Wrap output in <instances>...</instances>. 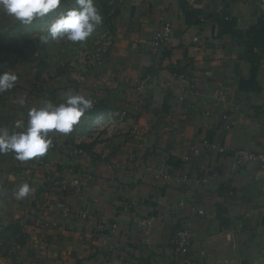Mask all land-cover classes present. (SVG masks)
I'll use <instances>...</instances> for the list:
<instances>
[{"label": "crops", "instance_id": "crops-1", "mask_svg": "<svg viewBox=\"0 0 264 264\" xmlns=\"http://www.w3.org/2000/svg\"><path fill=\"white\" fill-rule=\"evenodd\" d=\"M258 1L105 0L95 38L74 44L72 67L62 75L38 68L26 74L9 61L21 59L7 60L0 47V58L17 76L14 88L0 93V129L23 130L16 125H26L31 108L43 100L62 103L70 89L101 97L70 134H48L53 144L44 156L19 161L13 152L0 153L8 187L14 192L26 182L34 189L16 199L24 209L25 243L15 260L0 264H95L103 258L108 264H184L171 247L184 221L192 223L188 264H264V167L230 166L232 150L257 151L264 141V12ZM64 12L58 7L43 20ZM5 17L7 24L16 22ZM166 23L172 34L153 50V34ZM33 81L39 83L30 87ZM222 87L229 91L224 102ZM98 114L109 121L95 127ZM214 144L221 151L211 150ZM148 167L172 178L154 182ZM212 170L220 176L197 188L177 180ZM61 181L69 217L53 205L41 217L28 212L27 201ZM84 213L87 219L79 217ZM149 218L147 243L140 224Z\"/></svg>", "mask_w": 264, "mask_h": 264}, {"label": "clouds", "instance_id": "clouds-1", "mask_svg": "<svg viewBox=\"0 0 264 264\" xmlns=\"http://www.w3.org/2000/svg\"><path fill=\"white\" fill-rule=\"evenodd\" d=\"M77 7L60 14L48 27V36H41L42 41L61 37L71 44L84 43L94 31L102 25L103 16L94 4V0H75ZM61 0H0V12L12 17L24 26L41 19L58 9ZM17 76L12 72H0V93L15 86ZM93 107V100L84 95L74 94L70 89L64 93L62 103L54 104L43 100L39 107L28 112L26 125L22 131L9 132L0 129V153H15V159L28 161L42 157L48 151L52 141L49 133L70 134L74 126ZM33 188L28 183L16 186L13 195L17 200L32 194Z\"/></svg>", "mask_w": 264, "mask_h": 264}, {"label": "rangeland", "instance_id": "rangeland-1", "mask_svg": "<svg viewBox=\"0 0 264 264\" xmlns=\"http://www.w3.org/2000/svg\"><path fill=\"white\" fill-rule=\"evenodd\" d=\"M105 3V0H94L95 6L103 18ZM59 7L63 11H67L77 5L75 0H61ZM1 14L3 12H0ZM11 19L14 20L12 17ZM52 22L44 21L41 18L34 20L29 26H24L18 21H9L7 24L6 20H0V47L5 52L2 54L3 57L7 60L15 58V56L21 59L18 64L9 61L18 69H22L21 66H23V72L26 74H29L28 70L32 68H38L54 75H62L64 71L67 72L72 67L71 59L78 49L73 50L74 44L61 37L49 38L47 42L40 39L41 36H48L47 29ZM98 28L91 35L92 39L95 38ZM91 36L88 39H91ZM84 60L86 61L84 64L87 63V60ZM81 61V68L85 67L83 59ZM70 70L72 71V69ZM36 82L39 83L33 81L30 87H33ZM29 90L31 91V89ZM23 212L22 203L16 200L13 190L8 187L0 165V261L15 260L25 243Z\"/></svg>", "mask_w": 264, "mask_h": 264}, {"label": "built area", "instance_id": "built-area-1", "mask_svg": "<svg viewBox=\"0 0 264 264\" xmlns=\"http://www.w3.org/2000/svg\"><path fill=\"white\" fill-rule=\"evenodd\" d=\"M257 9L264 12V0H259L257 2ZM5 14L0 15V20H4ZM172 34V26L168 23L164 24L159 30H157L153 34V38L151 41V47L153 50H157L162 44H164L167 40V38ZM107 47L109 43H103ZM106 49V48H104ZM12 65L9 61H5L2 58H0V72L3 71H12ZM43 90H46V87H42ZM139 87L137 88L138 91ZM95 91V89H94ZM228 89L226 87L220 88V91H218L219 99L224 102L226 101V98L228 96ZM93 100V108L101 104V97L100 95L95 94L92 95ZM26 102H33L32 97H28L25 99ZM207 115L210 114V112L206 113ZM223 121L227 120V116H222ZM109 121V115H103L98 114L93 119V125L95 127H100L102 125V122ZM231 123H228V125L225 126V131H228ZM22 131V130H21ZM53 142V140L51 139ZM53 143H51L52 145ZM211 150H219V145L214 144L210 145ZM74 153L81 154L80 152L74 151ZM231 169L237 170L238 168L244 167L248 164H258L262 167H264V141L262 147L257 151H251L243 148H236L231 151ZM147 172L152 176L153 181L157 182L159 180L167 181L171 179V175H169L166 171H161L157 169L147 168ZM220 176V173L217 170H212L211 173L199 176L197 178L191 179L187 176H183L180 178H177L178 181H180L184 187L187 189H193L197 188L201 185H206L210 180H216ZM66 190V185L63 181L61 182H54L53 185H51L48 190L45 192L43 197H40L39 194H35L31 201H27V203L24 205L28 212L34 213V217H41L43 215L42 211H46L49 206H54L56 209H58L61 213V215L65 218L69 217L71 215V210L67 206V204L61 199L60 195ZM262 194L264 195V188L262 189ZM198 215H203L204 211L198 210ZM79 217H82L83 219H87L88 215L86 213L79 214ZM141 227L143 229V235L145 237L146 242H149V236L151 235V232L153 230V219L149 218L146 220H143L141 222ZM50 226L49 223L44 222L43 227L48 228ZM192 223L191 221H184V224L176 231L172 241H171V247H172V253L173 257L176 259H182V262L184 264H188V259L185 257V253L187 252L188 248L190 247L192 243ZM95 264H108V259H97L95 261Z\"/></svg>", "mask_w": 264, "mask_h": 264}, {"label": "trees", "instance_id": "trees-1", "mask_svg": "<svg viewBox=\"0 0 264 264\" xmlns=\"http://www.w3.org/2000/svg\"><path fill=\"white\" fill-rule=\"evenodd\" d=\"M93 110V109H92Z\"/></svg>", "mask_w": 264, "mask_h": 264}]
</instances>
